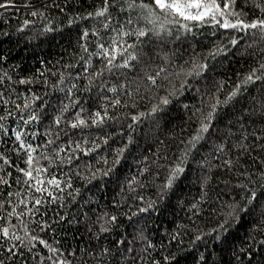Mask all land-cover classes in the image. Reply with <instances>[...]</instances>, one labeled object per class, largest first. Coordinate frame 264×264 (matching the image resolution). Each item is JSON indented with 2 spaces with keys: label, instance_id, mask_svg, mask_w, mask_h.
I'll return each instance as SVG.
<instances>
[{
  "label": "trees",
  "instance_id": "obj_1",
  "mask_svg": "<svg viewBox=\"0 0 264 264\" xmlns=\"http://www.w3.org/2000/svg\"><path fill=\"white\" fill-rule=\"evenodd\" d=\"M0 4V264H264V32L149 23L141 0Z\"/></svg>",
  "mask_w": 264,
  "mask_h": 264
},
{
  "label": "snow or ice",
  "instance_id": "obj_2",
  "mask_svg": "<svg viewBox=\"0 0 264 264\" xmlns=\"http://www.w3.org/2000/svg\"><path fill=\"white\" fill-rule=\"evenodd\" d=\"M135 2V0H133ZM105 7L97 11L95 13L96 16H104L105 13L108 11L107 5L108 0H104ZM223 6H221V2H218V0H152L151 4H145L141 0V4L139 5L141 8L145 9L147 11L148 17H152L154 19H149V23H153L154 20H159L160 15L164 14L165 17L168 15H172L173 17H179L185 21H196V22H205L206 20L210 19L213 23L218 24L223 29H236V30H247V29H259L261 32H264V19H258L256 21H253L251 23H245L244 20L239 18V14L234 11V5L235 0H222ZM6 5L0 4V7H5ZM257 8H261V5L258 3L256 4ZM158 10V12H157ZM262 11H264V8H261ZM35 15L36 13H32ZM91 15V14H90ZM230 17H236L235 20L230 19ZM170 22V21H165ZM27 23V22H26ZM184 27H187V25H183ZM85 36L88 35L87 32L84 33ZM127 35V33H125ZM139 36H144L146 33L144 31H140L138 33ZM233 44H236L237 41L233 40ZM101 48H103V45H101ZM119 49L113 48L112 52L115 53ZM104 55L109 56L111 55V58L109 59V64L112 63V60H114L116 57L114 54H110L108 49H104ZM135 59V57H132ZM123 66H127V63H125ZM262 68H264V65H261ZM255 76V73L252 75H249L247 77L248 81H252ZM259 78V77H256ZM168 101L165 100L164 103H167ZM119 103V101H117ZM96 119L93 120V123H100L103 121V117L99 112L96 114ZM35 119V117H33ZM133 119H136V117H133ZM59 121H57L58 123ZM86 125V121L83 119H78L76 123L72 124L73 128ZM202 131H207V126H204L202 128ZM21 134L16 133V139L20 140ZM21 147L23 148L24 145L21 143ZM29 148V155L27 163L31 167L32 165V156H31V146H28ZM7 163V161H5ZM21 171L24 173L26 177L29 179H33V173L31 170L25 171L21 169ZM37 174H39L40 169H37ZM179 171V170H178ZM175 178V177H173ZM7 181H4L2 178H0V183H6ZM37 184H43V181L37 180ZM49 184L55 185L56 187H59L58 181L55 179L49 180ZM171 183V181H170ZM169 183V186H170ZM46 189H41L40 187L36 188V191H42ZM41 201L36 200V203L39 204ZM115 219V217H113ZM0 233L4 237L9 236V229L7 227H4L0 229ZM12 239H20V237L16 236L14 233L12 235ZM31 239L35 240L36 237H32ZM41 244H44L45 241L41 240ZM54 251V250H53Z\"/></svg>",
  "mask_w": 264,
  "mask_h": 264
}]
</instances>
